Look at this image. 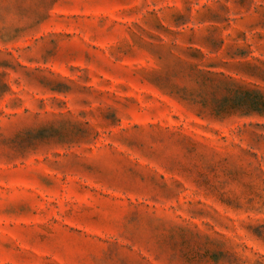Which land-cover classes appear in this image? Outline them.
<instances>
[{"label": "rangeland", "instance_id": "374dc122", "mask_svg": "<svg viewBox=\"0 0 264 264\" xmlns=\"http://www.w3.org/2000/svg\"><path fill=\"white\" fill-rule=\"evenodd\" d=\"M0 264H264V0H0Z\"/></svg>", "mask_w": 264, "mask_h": 264}]
</instances>
